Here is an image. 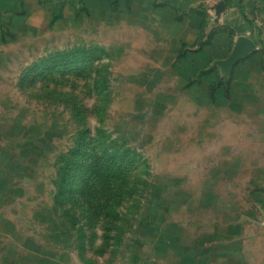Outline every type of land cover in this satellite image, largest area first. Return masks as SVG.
I'll list each match as a JSON object with an SVG mask.
<instances>
[{
    "label": "rangeland",
    "instance_id": "rangeland-1",
    "mask_svg": "<svg viewBox=\"0 0 264 264\" xmlns=\"http://www.w3.org/2000/svg\"><path fill=\"white\" fill-rule=\"evenodd\" d=\"M10 19L0 264H135L196 236L205 264H251L253 244L264 264V201L232 176L200 75L212 68L213 81L231 51L208 16L151 0H32Z\"/></svg>",
    "mask_w": 264,
    "mask_h": 264
},
{
    "label": "crops",
    "instance_id": "crops-1",
    "mask_svg": "<svg viewBox=\"0 0 264 264\" xmlns=\"http://www.w3.org/2000/svg\"><path fill=\"white\" fill-rule=\"evenodd\" d=\"M30 1L0 0V26L1 23L9 24L11 15H15L18 9L28 8ZM151 1L163 9L178 10L180 16H208L210 26L221 34L222 39L231 41V50L239 36H246L255 44L256 50L238 61L228 74L218 66L219 72L213 81L212 68L204 70L207 71L204 75L209 77L210 84L220 82L215 91L217 129L222 130L223 137L231 140L232 176L241 177L242 184H245L246 177L249 188L245 191L260 194L259 200L264 201V0ZM196 55L195 62L206 60L204 52L199 51ZM227 101H230L229 104ZM220 108L223 112H220ZM252 180L254 185L250 186ZM257 219L259 224L264 225V218ZM254 220L255 216H248L249 222L257 223ZM192 240L190 244H184L183 248L176 242L167 244L166 250L155 248L151 258L137 259L135 264H205L207 260L201 253L208 251L202 246L207 237L196 236ZM250 251L251 264H254L257 251L259 255L261 252L255 244Z\"/></svg>",
    "mask_w": 264,
    "mask_h": 264
},
{
    "label": "water",
    "instance_id": "water-1",
    "mask_svg": "<svg viewBox=\"0 0 264 264\" xmlns=\"http://www.w3.org/2000/svg\"><path fill=\"white\" fill-rule=\"evenodd\" d=\"M255 50L256 46L252 40L246 36H239L228 57L216 62V65L219 66L225 74H228L238 61L253 53Z\"/></svg>",
    "mask_w": 264,
    "mask_h": 264
},
{
    "label": "trees",
    "instance_id": "trees-1",
    "mask_svg": "<svg viewBox=\"0 0 264 264\" xmlns=\"http://www.w3.org/2000/svg\"><path fill=\"white\" fill-rule=\"evenodd\" d=\"M183 55L181 54L180 57H182ZM206 73H207V71H203V72H201L200 75H204ZM219 84H220V82H218V83L213 82V83L210 84V91H209V93H210L211 98L212 97L213 98L215 97V91H216V89H217V87H218Z\"/></svg>",
    "mask_w": 264,
    "mask_h": 264
}]
</instances>
